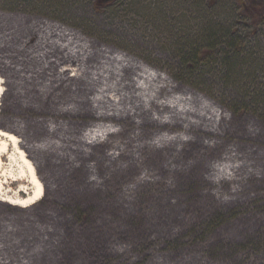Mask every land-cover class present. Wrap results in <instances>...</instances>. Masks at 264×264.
<instances>
[{
	"label": "rangeland",
	"instance_id": "374dc122",
	"mask_svg": "<svg viewBox=\"0 0 264 264\" xmlns=\"http://www.w3.org/2000/svg\"><path fill=\"white\" fill-rule=\"evenodd\" d=\"M263 6L264 0H0V120L19 122L17 135L32 147L26 155L43 189L26 208L0 202V264H264V20L255 25L243 12ZM37 20L128 54L178 92L213 104L222 122L161 150L142 147L161 129L143 125H127L99 146L72 140L62 149L45 125L56 126L55 96L70 93L39 87L46 82L29 54ZM231 39L241 44L231 46ZM58 121L84 129L96 120ZM50 141L58 147H39ZM21 170L26 177L9 146L3 171ZM28 178L11 184L4 177L0 197L24 196L20 185L28 194Z\"/></svg>",
	"mask_w": 264,
	"mask_h": 264
},
{
	"label": "bare ground",
	"instance_id": "6f19581e",
	"mask_svg": "<svg viewBox=\"0 0 264 264\" xmlns=\"http://www.w3.org/2000/svg\"><path fill=\"white\" fill-rule=\"evenodd\" d=\"M32 23V34L37 36L29 54L31 59H38L42 81L46 82H41L39 87L45 88V93L50 92L48 94L56 88L70 93L55 96L52 102L54 112L51 111L54 120L51 122L56 126L47 128L49 125H45L48 135L62 142V149L67 148L72 140L88 147L99 146L109 143L110 137L123 133L127 125L136 128L143 125L161 129L152 134L142 147L161 150L168 146L167 143L189 142L184 136L190 131L214 132L222 122V113H218L213 104L188 90L178 92L168 77L128 54L95 45L57 23L42 20ZM41 90L36 89V93L39 95ZM49 98L50 95L45 100ZM68 115L92 116L96 121L84 129L58 121ZM17 122L0 120V190L4 189V177L10 179L11 184L29 177L26 181L32 186V191L26 194V188L20 185L17 194L24 196L0 197V202L26 208L41 199L43 189L26 155L27 149L32 147L19 140L17 134L22 130ZM117 122L122 123L121 129L114 128ZM9 146L19 155L28 177L23 170L18 176L3 171ZM39 147L49 150L58 146L50 141Z\"/></svg>",
	"mask_w": 264,
	"mask_h": 264
},
{
	"label": "trees",
	"instance_id": "16d2710c",
	"mask_svg": "<svg viewBox=\"0 0 264 264\" xmlns=\"http://www.w3.org/2000/svg\"><path fill=\"white\" fill-rule=\"evenodd\" d=\"M243 12H244L245 17H249V19H251L255 25L261 21L263 22L264 20V8H243ZM231 40L233 41V39ZM236 44L237 45L241 44V42L235 40L230 43L231 46H234Z\"/></svg>",
	"mask_w": 264,
	"mask_h": 264
},
{
	"label": "water",
	"instance_id": "95a60500",
	"mask_svg": "<svg viewBox=\"0 0 264 264\" xmlns=\"http://www.w3.org/2000/svg\"><path fill=\"white\" fill-rule=\"evenodd\" d=\"M104 1H108V0H104Z\"/></svg>",
	"mask_w": 264,
	"mask_h": 264
}]
</instances>
